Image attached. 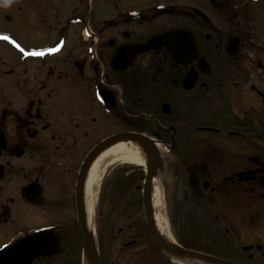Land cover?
<instances>
[{"label": "flooded vegetation", "instance_id": "af4514ba", "mask_svg": "<svg viewBox=\"0 0 264 264\" xmlns=\"http://www.w3.org/2000/svg\"><path fill=\"white\" fill-rule=\"evenodd\" d=\"M124 132L203 175L205 253L264 264V0H0V264H90L87 160ZM131 221L98 264H177Z\"/></svg>", "mask_w": 264, "mask_h": 264}, {"label": "rangeland", "instance_id": "374dc122", "mask_svg": "<svg viewBox=\"0 0 264 264\" xmlns=\"http://www.w3.org/2000/svg\"><path fill=\"white\" fill-rule=\"evenodd\" d=\"M66 13L68 10L63 15L65 16ZM78 39L80 40V35ZM40 40L41 38L31 35L27 41L37 43ZM162 160V171L165 176L164 212L174 239L176 241L178 239L187 248L202 252L222 253V248H228V243H231L222 240L221 236L216 238L215 231L206 222L204 206L209 192L203 188V175L195 172L191 167L180 166L177 159L170 153H165ZM146 166L118 163L110 166L109 172L108 169L106 170L107 173L103 177V180L107 178L104 203L96 215V231L98 233V227H101L104 242L111 237V234L121 232L122 228L127 227L133 217L139 219L144 215L143 187ZM214 202H216L215 194L213 197L209 196V203L213 208L216 206ZM214 213H217L216 209ZM213 217L211 214L210 222L214 221ZM99 218H101V224L98 221ZM234 242L241 246L251 241L240 239ZM101 259L107 262V252L103 251ZM177 264L180 263L177 261Z\"/></svg>", "mask_w": 264, "mask_h": 264}, {"label": "bare ground", "instance_id": "6f19581e", "mask_svg": "<svg viewBox=\"0 0 264 264\" xmlns=\"http://www.w3.org/2000/svg\"><path fill=\"white\" fill-rule=\"evenodd\" d=\"M156 146L163 156L167 150L159 143ZM147 156L143 148L136 141L119 142L103 151L94 161L90 169L86 187V213L87 227L89 232L96 236V202L100 183L105 176L108 167L118 163H129L140 166L147 165ZM165 176L162 169H159L152 180L151 201L154 212L155 223L158 232L168 244H175V239L167 225L165 207ZM180 264H213L199 259L177 258ZM85 264H88L85 260Z\"/></svg>", "mask_w": 264, "mask_h": 264}, {"label": "water", "instance_id": "95a60500", "mask_svg": "<svg viewBox=\"0 0 264 264\" xmlns=\"http://www.w3.org/2000/svg\"><path fill=\"white\" fill-rule=\"evenodd\" d=\"M121 53H118L117 57H120ZM123 141H136L140 144V146L143 148L144 152L147 156V172H146V178H145V184L143 187V206L145 211V218L147 225L149 227L150 233L153 237V240L159 250L162 252L172 256L173 258H187V259H199L206 261L208 263L213 264H235L228 261H225L223 259H220L218 257L209 255L205 252L198 251L191 248H186L181 246L177 241L175 240V244H168L166 243L165 239L160 235V233L157 230L155 218H154V212L152 208V201H151V187H152V180L155 176V174L158 172L159 169L163 168V160L162 155L160 154L156 142L152 141L150 138L145 137L142 134L134 133V132H124L122 134H118L115 136L110 137L109 139L102 142L90 155L89 159L87 160V166L90 164V162H94L96 158L106 149L109 147ZM92 162V164H93ZM92 166V165H91ZM87 232V231H85ZM86 239H85V253L86 256L89 259L90 264H98V260L95 254V250L93 248V241L90 237L89 232L85 233ZM21 243V244H20ZM19 245L23 246V242H19ZM18 245V246H19ZM33 259V256H31V260Z\"/></svg>", "mask_w": 264, "mask_h": 264}, {"label": "snow or ice", "instance_id": "6c2138e0", "mask_svg": "<svg viewBox=\"0 0 264 264\" xmlns=\"http://www.w3.org/2000/svg\"><path fill=\"white\" fill-rule=\"evenodd\" d=\"M3 39H8V37H6V36H4V37H2ZM50 51H54V49H51ZM37 54H43V53H37Z\"/></svg>", "mask_w": 264, "mask_h": 264}]
</instances>
